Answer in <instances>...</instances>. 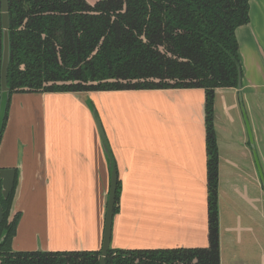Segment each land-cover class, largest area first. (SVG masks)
Masks as SVG:
<instances>
[{"label":"crops","instance_id":"1","mask_svg":"<svg viewBox=\"0 0 264 264\" xmlns=\"http://www.w3.org/2000/svg\"><path fill=\"white\" fill-rule=\"evenodd\" d=\"M248 16L235 30L241 87L214 93L220 264H264V189L244 120L264 174V0H249ZM204 104L198 87L13 93L0 138L20 213L12 249L100 250L111 165L95 114L120 182L110 247H206Z\"/></svg>","mask_w":264,"mask_h":264},{"label":"trees","instance_id":"2","mask_svg":"<svg viewBox=\"0 0 264 264\" xmlns=\"http://www.w3.org/2000/svg\"><path fill=\"white\" fill-rule=\"evenodd\" d=\"M248 9L249 0H9V100L0 138L15 92L204 90L208 245L110 247L106 264H220L214 93L237 87L235 30L248 22ZM1 62L0 10V79ZM106 153L115 164L109 145ZM15 186L7 198L0 195V264H99L100 250H13ZM119 192L118 179L114 213Z\"/></svg>","mask_w":264,"mask_h":264},{"label":"water","instance_id":"3","mask_svg":"<svg viewBox=\"0 0 264 264\" xmlns=\"http://www.w3.org/2000/svg\"><path fill=\"white\" fill-rule=\"evenodd\" d=\"M0 10H1V25H2V62H1V79H0V133L3 127V122L7 110V104L9 100V87L7 86V68L10 61V37H9V0H0ZM241 87V76L240 72L238 74L237 88ZM244 111V109H243ZM96 127L98 134L100 136L102 146L106 151L108 148V142L106 135L101 124V121L98 115H94ZM244 120L249 136V142L252 147L253 155L256 160L258 172L264 185V177L261 172V168L258 162L256 151L254 148V140L252 136V131L250 124L244 112ZM15 181V170L12 168H0V195L3 198H7L9 194L14 189ZM117 181L118 174L115 164H111V171L109 176V189L106 200V207L104 212V222H103V233H102V242L100 248V261L99 264H106V257L108 250L110 248L111 241V230L112 222L114 216V206H115V196L117 190ZM13 212V204L11 208V213ZM4 212L2 205L0 204V224L3 221Z\"/></svg>","mask_w":264,"mask_h":264},{"label":"rangeland","instance_id":"4","mask_svg":"<svg viewBox=\"0 0 264 264\" xmlns=\"http://www.w3.org/2000/svg\"><path fill=\"white\" fill-rule=\"evenodd\" d=\"M97 0H87V2L91 5H93ZM262 170V169H261ZM262 172V171H261ZM263 174V172H262ZM263 177H264V174H263Z\"/></svg>","mask_w":264,"mask_h":264}]
</instances>
